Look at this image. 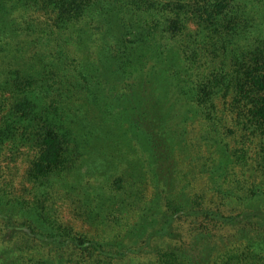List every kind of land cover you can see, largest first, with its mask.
Segmentation results:
<instances>
[{"label":"trees","instance_id":"1","mask_svg":"<svg viewBox=\"0 0 264 264\" xmlns=\"http://www.w3.org/2000/svg\"><path fill=\"white\" fill-rule=\"evenodd\" d=\"M0 264H264V0H0Z\"/></svg>","mask_w":264,"mask_h":264},{"label":"rangeland","instance_id":"2","mask_svg":"<svg viewBox=\"0 0 264 264\" xmlns=\"http://www.w3.org/2000/svg\"><path fill=\"white\" fill-rule=\"evenodd\" d=\"M62 218L67 222L74 223V219L67 208L62 209Z\"/></svg>","mask_w":264,"mask_h":264}]
</instances>
